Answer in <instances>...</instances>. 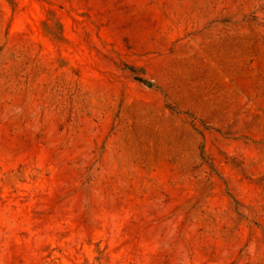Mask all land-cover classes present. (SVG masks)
Segmentation results:
<instances>
[{
	"label": "rangeland",
	"instance_id": "374dc122",
	"mask_svg": "<svg viewBox=\"0 0 264 264\" xmlns=\"http://www.w3.org/2000/svg\"><path fill=\"white\" fill-rule=\"evenodd\" d=\"M0 264H264V0H0Z\"/></svg>",
	"mask_w": 264,
	"mask_h": 264
},
{
	"label": "water",
	"instance_id": "95a60500",
	"mask_svg": "<svg viewBox=\"0 0 264 264\" xmlns=\"http://www.w3.org/2000/svg\"><path fill=\"white\" fill-rule=\"evenodd\" d=\"M146 85H149V83H146Z\"/></svg>",
	"mask_w": 264,
	"mask_h": 264
}]
</instances>
